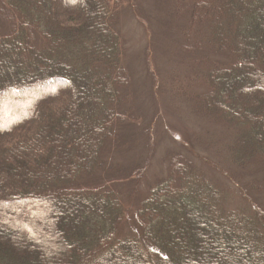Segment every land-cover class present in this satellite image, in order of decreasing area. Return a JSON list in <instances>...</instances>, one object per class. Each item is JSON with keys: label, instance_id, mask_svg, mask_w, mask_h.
<instances>
[{"label": "trees", "instance_id": "trees-1", "mask_svg": "<svg viewBox=\"0 0 264 264\" xmlns=\"http://www.w3.org/2000/svg\"><path fill=\"white\" fill-rule=\"evenodd\" d=\"M124 1L0 0V264H264V0Z\"/></svg>", "mask_w": 264, "mask_h": 264}, {"label": "rangeland", "instance_id": "rangeland-1", "mask_svg": "<svg viewBox=\"0 0 264 264\" xmlns=\"http://www.w3.org/2000/svg\"><path fill=\"white\" fill-rule=\"evenodd\" d=\"M133 2L134 0H125L124 2H121V5H125L126 9H128V4H132V7L127 11L126 16L123 19V23H122V32L124 33V36L126 38V44H127V54L129 55V57L127 58L128 63H132L133 67L136 69L137 75L142 76L143 70H142V64H143V50H145V48L147 47V39L144 36V28L142 27L141 24L137 23L135 21V14L133 13L134 8H133ZM208 3V2H207ZM85 5H88V3H85ZM206 6H208V4H206V2L203 0L199 3V5L197 6L198 9H206ZM42 40V39H41ZM39 38V41L36 42L35 44H33L32 46V50L36 49L37 51L40 50H45V44L41 43L42 41ZM13 53L11 50H5L3 52L0 51V65L3 64L4 61H7L9 59V57H12ZM245 56V55H244ZM23 60L25 62V59H27V53L23 52L22 54ZM245 59V58H244ZM247 60V57H246ZM150 67V66H149ZM24 69V68H23ZM23 69H20L19 72H24ZM13 67H8V70H4L2 67L0 68V79L3 80L5 78H7L8 76H10L13 72ZM18 72V73H19ZM218 77L215 78L217 81H220L222 79L221 75H217ZM239 79V78H237ZM241 81H243L246 84H249L248 81H246V78H244V76L242 77ZM138 83L136 82V85ZM217 85H220V83L218 82ZM228 85V84H227ZM229 85H232V83H229ZM235 97V94L234 96ZM139 108V106H138ZM150 111V110H149ZM148 114V112H147ZM146 114V115H147ZM145 120H147V117H145ZM101 132V131H100ZM86 138V130L85 128L82 129V132L79 135V138ZM84 138V139H85ZM86 141V140H85ZM168 145V141L163 140L161 142V145H159V149H160V153L162 151V154H164V147ZM163 149V150H162ZM158 150V148H157ZM159 153V154H160ZM162 162L163 163L165 161L164 156H162ZM155 164H157V161L155 160ZM151 168V167H150ZM149 168V169H150ZM183 168V167H182ZM165 169V165L163 166V171ZM150 171V170H149ZM154 174L152 172H148L146 177H148L147 179L144 180V184L148 185L149 187H151L152 185H154V181H153V177ZM145 177V178H146ZM157 184H155L153 187H155ZM147 195V193L145 194V196ZM89 198V197H87ZM238 225L240 226V230L243 231V240H244V236H245V240H254V232L250 231V225L246 222H238ZM241 240V239H240ZM246 242V241H244ZM259 250H261L260 247H257L254 249L253 252H251V254H248V257L250 256L252 258V261H250V264H261L263 263L260 260V257H258V252ZM243 254L245 255L246 253H244V251H242ZM237 258H242V256H237ZM121 256L118 257L117 259V263L120 264L121 263ZM238 259H236L235 261H237ZM253 260H255L253 262Z\"/></svg>", "mask_w": 264, "mask_h": 264}]
</instances>
